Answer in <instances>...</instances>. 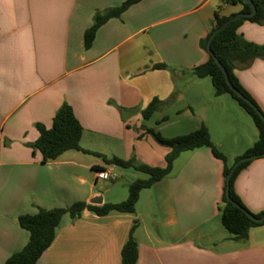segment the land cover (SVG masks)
I'll return each instance as SVG.
<instances>
[{
  "label": "crops",
  "instance_id": "obj_1",
  "mask_svg": "<svg viewBox=\"0 0 264 264\" xmlns=\"http://www.w3.org/2000/svg\"><path fill=\"white\" fill-rule=\"evenodd\" d=\"M125 1L0 0V264L28 242L19 217L79 202L99 207L91 204L97 197L102 205L117 204L127 199L131 183L144 180L132 169L116 173L114 166L91 159L93 181L87 184L76 175L84 168L82 156L90 155L80 152L42 163L31 148L37 126L51 128L63 104L82 127L84 150L150 167L164 168L169 150L156 147L145 129L170 139L205 126L229 167L257 141L254 124L232 137L247 122L240 109L228 95L214 97L210 78L191 75L209 60L201 42L214 27L215 14L235 16L242 6L224 0H139L100 26L85 49L84 33L94 17ZM237 34L264 45V25L245 21ZM158 65L166 69H154ZM233 74L264 114V59L246 68L239 64ZM154 99L166 103L143 120L142 111ZM104 168L117 175L115 183L122 181L112 196L95 181V170ZM223 169L209 149L182 153L168 177L139 194L133 214L65 215L37 264H121L134 222L136 264H264V222L249 230L245 243L231 240L222 226ZM234 191L252 215L264 213V158L240 171Z\"/></svg>",
  "mask_w": 264,
  "mask_h": 264
},
{
  "label": "trees",
  "instance_id": "obj_2",
  "mask_svg": "<svg viewBox=\"0 0 264 264\" xmlns=\"http://www.w3.org/2000/svg\"><path fill=\"white\" fill-rule=\"evenodd\" d=\"M139 0H127L119 7L109 10L108 12L96 15L93 19L92 26L84 33V48L88 49L96 34L97 29L106 21L112 18H118L127 8L136 4ZM228 4H239L242 6V13L249 14L250 7L239 0H224ZM256 13L252 18H240L234 20L233 17H220L218 14L214 16V27L205 40L201 42V46L206 50L207 42L211 34L221 28L222 30L214 37L211 42L210 49L213 56L222 65L228 75L231 85L242 96L258 106L250 97V95L242 88L238 80L233 74V70L240 64L242 67H249L255 59H264V45L258 46L245 41L237 34L238 28L243 22L248 21L258 25H264V0H251ZM154 69H166L164 65L155 66ZM191 75L197 79L210 78L213 88L214 97L228 95L234 100L238 106L246 112L252 119L253 124L258 132L257 141L242 156L237 157L234 163L241 158L249 156H259L264 153V123L257 114L241 99H239L227 86L225 78L220 69L214 63L209 55V60L191 71ZM171 96L166 102H171ZM154 99L148 107L142 111L143 120H148L159 108L160 105L166 103ZM261 112V110L258 108ZM262 113V112H261ZM264 116V114L262 113ZM161 120L158 124L165 122ZM38 139L31 148L37 151L42 159V163L52 162L59 158L62 154L74 151L85 155L96 156L100 158L105 165L114 166L120 169H132L138 173L147 176V179L136 180L128 186V197L125 201L117 204L104 203L96 207L79 202L73 204L68 209L55 208L52 210H44L38 208L33 215H24L18 218V226L26 231L29 235L28 242L19 252L13 254L5 264H37L42 254L53 243L57 229L61 220L65 215L72 219L80 217L85 210L99 216H107L112 212L121 214H133L135 206L138 202L139 194L146 189L151 188L154 184L168 177L172 171L174 161L185 152H193L202 148L209 149L214 158L220 160L223 165L224 188L221 208V222L224 229L230 235L231 240L237 243H245L248 239V232L251 228L259 227L261 224L252 222L235 204L250 213L241 203L240 199L234 191L235 180L250 162L241 164L233 173L229 182V197L231 202H227L225 198V179L231 169L227 165L226 158L214 147L211 142L209 132L205 126H201L198 130L175 138H164L154 130L145 129V134L153 138V140L161 147L169 150L165 156V167H150L137 162L135 159L122 160L116 157L107 158L98 153L84 150L81 145L82 127L75 118L70 106L63 104L52 120V126L49 129L43 126H37ZM251 214V213H250ZM264 213L254 216L260 218ZM137 227L136 222L133 223L129 237L121 250V264H136L138 255V246L134 239V231Z\"/></svg>",
  "mask_w": 264,
  "mask_h": 264
},
{
  "label": "water",
  "instance_id": "obj_3",
  "mask_svg": "<svg viewBox=\"0 0 264 264\" xmlns=\"http://www.w3.org/2000/svg\"><path fill=\"white\" fill-rule=\"evenodd\" d=\"M241 1L242 3L248 5L250 7V13L249 14H243V13H240V14H237L233 17L234 20H238L240 18H252L255 13H256V10H255V7L252 3L251 0H239ZM223 27L215 30L211 36L209 37V40L207 42V46H206V51L207 53L212 57L214 63L216 64V66L220 69L221 73L223 74L224 78H225V81H226V84L227 86L229 87V89L239 98L241 99L243 102H245L256 114L257 116L263 121L264 123V116L262 115V113L258 110V108L253 104L251 103L248 99H246L244 96H242L236 89H234V87L231 85L229 79H228V75L226 73V71L224 70V68L222 67V65L218 62V60L213 56V54L211 53V49H210V45H211V42L212 40L214 39V37L222 30ZM257 158H264V153L259 155V156H249V157H245V158H241L239 159L238 161H236L235 163H233V165L231 166V169L225 179V198H226V201L227 202H231L230 200V197H229V182H230V179L233 175V173L235 172V170L241 165V164H244V163H247V162H251ZM91 204L93 205H99L101 206L102 205V198L101 197H97L94 199L93 202H91ZM235 206L240 210L242 211L252 222L254 223H257V224H262L264 222V215L260 218H256L254 217L252 214L248 213L246 210H244L243 208H241L238 204H235Z\"/></svg>",
  "mask_w": 264,
  "mask_h": 264
},
{
  "label": "rangeland",
  "instance_id": "obj_4",
  "mask_svg": "<svg viewBox=\"0 0 264 264\" xmlns=\"http://www.w3.org/2000/svg\"><path fill=\"white\" fill-rule=\"evenodd\" d=\"M229 97V96H228ZM231 99V98H230ZM234 101V100H233ZM234 103H235V105H236V107L238 108V109H240V111H241V115L243 116V117H245V119L247 120V122H246V124L245 125H242L243 124V122H241L240 123V125H239V128L235 131V135H232V137H237L238 135H240V133H241V128L243 129V131L245 132V133H248V132H250V129H252V128H250V127H253L252 125H253V121H252V119L246 114V112L244 111V110H242L239 106H238V104L234 101ZM247 125H249V126H247ZM251 125V126H250ZM249 127V128H248ZM249 130H248V129ZM153 139V138H152ZM153 143H155V145H156V147H158L159 149H165L164 147H161L160 145H158L155 141L153 142ZM81 144V143H80ZM227 145H225V147H224V149L225 150H227ZM70 153H73V152H70ZM143 154V153H142ZM68 155H71V154H68ZM91 156V155H90ZM82 156V160L83 161H85L84 163H83V161H82V163H80V164H82L83 166H84V168H81V169H76L77 170V175L76 176H80V177H82L83 179H85L86 180V182H87V184L88 183H90V182H92L93 180H92V171H91V169H90V167H89V165H87L88 164V162L89 161H91V159H100V158H98V157H96V156ZM93 157V158H92ZM230 161H229V165L228 166H230ZM115 168V172L117 173V172H120L121 170L118 168V167H114ZM140 176L142 177V179H147V176L146 175H144V174H141L140 173ZM73 182L75 183V185L78 187V186H80L81 184H80V182L79 181H77V180H74L73 179ZM118 183H122V181H120L119 180V182H117V183H110V182H102L101 181V183H98L99 185H98V187L100 188V191L101 192H103V193H105L107 190L110 192L109 194H108V196H112L113 194H117L118 193V191H120L119 190V188H118ZM120 189H121V193H122V188H121V186H120Z\"/></svg>",
  "mask_w": 264,
  "mask_h": 264
},
{
  "label": "built area",
  "instance_id": "obj_5",
  "mask_svg": "<svg viewBox=\"0 0 264 264\" xmlns=\"http://www.w3.org/2000/svg\"><path fill=\"white\" fill-rule=\"evenodd\" d=\"M117 175L110 168L95 170V181L115 183Z\"/></svg>",
  "mask_w": 264,
  "mask_h": 264
}]
</instances>
